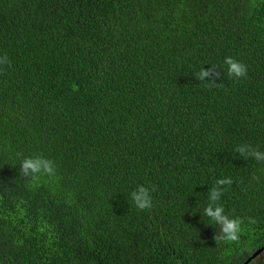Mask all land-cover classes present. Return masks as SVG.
<instances>
[{
	"label": "trees",
	"instance_id": "trees-1",
	"mask_svg": "<svg viewBox=\"0 0 264 264\" xmlns=\"http://www.w3.org/2000/svg\"><path fill=\"white\" fill-rule=\"evenodd\" d=\"M3 54L0 264H236L264 245V162L234 151L264 150V0H0ZM211 65L216 86L196 79ZM36 155L54 176L19 175ZM227 176L243 231L215 243L203 208Z\"/></svg>",
	"mask_w": 264,
	"mask_h": 264
},
{
	"label": "clouds",
	"instance_id": "clouds-1",
	"mask_svg": "<svg viewBox=\"0 0 264 264\" xmlns=\"http://www.w3.org/2000/svg\"><path fill=\"white\" fill-rule=\"evenodd\" d=\"M224 64L227 66L226 71L229 77L239 81L246 79L248 76V65L235 59L232 56L224 58ZM11 66V60L7 54L0 55V71ZM196 79L204 81L208 86H216L217 81L221 79V72L215 65L208 68L201 67L196 74ZM235 153L244 160H255L264 162V150L254 147L248 143L237 144L234 149ZM57 172V166L53 159L43 155L23 157L19 165V175L25 178L37 179L41 175L54 176ZM253 180L259 177L253 175ZM234 180L231 176L219 178L215 184L208 189V202L203 208V215L209 218V225H216L219 229L212 239L215 243H237L240 240L243 231L244 221L239 217H230L226 214L224 206L220 203L223 194L232 186ZM157 191L155 185L145 186L138 185L129 196L138 210L147 211L153 207V193ZM249 223L254 224L255 220L249 218ZM255 249H251V254ZM246 256H240L236 259V264H244ZM259 257L252 259V264H257Z\"/></svg>",
	"mask_w": 264,
	"mask_h": 264
},
{
	"label": "water",
	"instance_id": "water-1",
	"mask_svg": "<svg viewBox=\"0 0 264 264\" xmlns=\"http://www.w3.org/2000/svg\"><path fill=\"white\" fill-rule=\"evenodd\" d=\"M264 250V245L260 248H258L253 254H251L244 262V264H247L252 258L257 256L259 253H261Z\"/></svg>",
	"mask_w": 264,
	"mask_h": 264
}]
</instances>
